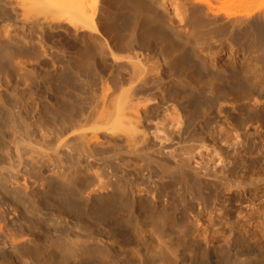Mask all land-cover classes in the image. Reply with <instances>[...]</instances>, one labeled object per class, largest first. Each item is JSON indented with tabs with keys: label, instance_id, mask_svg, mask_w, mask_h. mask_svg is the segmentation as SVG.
Segmentation results:
<instances>
[{
	"label": "bare ground",
	"instance_id": "1",
	"mask_svg": "<svg viewBox=\"0 0 264 264\" xmlns=\"http://www.w3.org/2000/svg\"><path fill=\"white\" fill-rule=\"evenodd\" d=\"M165 8L162 0H0V175L9 182L15 177L16 191L42 208L45 218L40 229L51 244L52 264H62V235L69 238L68 247L80 252L79 264H264V74L257 80L251 72L229 79L219 86L221 94L215 92L203 102L213 110L215 119L210 134H216L232 150H202L209 147V140L201 132H193L190 145H180L175 154L158 150L160 156H156L150 147V126L157 132L160 124L178 129L191 124L181 117L147 115L156 104L144 100L142 94L152 84L147 81L155 69L146 60L148 55L141 59L129 46L130 40L115 36L141 32L145 36L138 34L142 41L163 43L169 53L181 47V54L197 57L200 48L195 43L203 30L195 36L191 19L199 12L220 26L217 30L229 43L232 62L225 69L237 72L246 67L236 62L240 53L251 58L257 52L251 36L264 29V0H178L175 19ZM63 25L83 32L86 42L112 58L116 70L100 74L101 93L94 91L88 112L66 129H52L49 135L21 115L19 119L13 116L5 75L13 69L24 70L12 88L21 95L33 81L28 68L35 71L36 78L45 77L65 90L73 71L90 70L93 60L87 52L63 68L53 67L57 48L48 37L61 36ZM179 60H184L183 56ZM262 68L264 73V63ZM125 85L128 90L119 93ZM240 95L246 100L240 101ZM35 107L40 112L45 108L40 94ZM27 108L24 104L23 109ZM54 113L63 119L66 116L59 108ZM246 123L245 132L257 141L261 157L235 146L238 131ZM112 135L122 136L124 143L123 149L113 147V154L107 146L111 143L104 141ZM10 142L15 145L17 162L8 155L5 164L4 150ZM76 148L111 170L119 156L129 157V162L140 160L154 184L120 190L114 180L102 177L93 162L78 172H66L52 163L40 164L38 176H32L30 170L17 172L50 154L59 156L61 151ZM197 153L208 160L199 162ZM133 172L139 174V169ZM156 179L178 185L183 203L166 199ZM8 238L19 248H27L32 241ZM2 254L8 252L0 248V257Z\"/></svg>",
	"mask_w": 264,
	"mask_h": 264
},
{
	"label": "rangeland",
	"instance_id": "2",
	"mask_svg": "<svg viewBox=\"0 0 264 264\" xmlns=\"http://www.w3.org/2000/svg\"><path fill=\"white\" fill-rule=\"evenodd\" d=\"M162 1L167 8H165L166 13L170 18L174 17L175 19L174 5L178 0ZM203 17V14L195 12L192 14L191 19L195 36L196 34H200L198 33L200 30H203L202 35H198L200 39L195 43V46L200 48L197 57L190 53L181 54L179 51L181 47L175 48L176 50L172 49V53L171 50L169 53L167 52L168 50H165L166 47L163 43L156 44L157 42H154L151 44L146 39L142 41L141 38L145 36L141 32L137 33L136 36H132L127 32L115 34L116 37L123 41L127 40L128 42L130 40L129 46L135 48L136 53L139 52L141 59L148 55L146 60L150 67L155 69L147 81L148 84H152L147 85L142 94L144 100H153L156 104L147 112V115L162 119L167 118V116L181 117L191 124V126H182L181 129L168 123L160 124L157 126L159 128L157 132L155 131V126H150V147L152 153L156 156H160V151L158 150L163 149L166 153L173 151L175 154L180 145H190L193 132H201L209 140V147H203L202 150L208 151L212 147L232 150V147L223 143L216 134H210L213 127H216V124H214L215 119L213 117V110L208 109L203 102L206 101L207 103L209 96H213L215 92H220L219 94H221L219 86L225 85L224 82L229 79V82H231L236 76L251 72L253 79L257 80L264 74L261 71V69L263 70L262 66L264 63V29L256 30L254 32L255 35L252 34L251 36V42L256 47V54L252 55L251 58L248 56L243 58L241 52L236 61L239 65L244 64L246 67L237 72L227 73V69L225 68L228 64L232 63L229 57V43L225 41V36L220 35L223 32L217 30L220 26L216 23L214 24L212 21H207ZM110 19L109 17L107 21ZM112 29H114L113 26ZM60 30H62L61 36L56 38L48 37L49 41L57 48V60L54 61L53 67L56 69L63 68L67 62L76 61L80 56L83 57V54L86 52L92 54L93 60L90 70L73 71L71 73L70 86L66 90L60 87L59 83H54L45 77L36 78L35 71L28 68L27 74L32 77L33 81L28 89L23 91L21 95H18L12 89L14 79H16L18 74L24 75V73H21L24 70L17 69L14 71L13 69L5 75L7 77L6 88L10 89L8 101H11L13 116L16 115L18 119L22 116L32 127H41L49 135H51L52 129L58 131L66 129L70 126V122H73L81 114L88 112L93 107L91 101L94 91L97 94L101 93L100 74L105 73V75H110L116 70L112 58L109 55L105 56L107 54L97 46L86 42L83 32L75 31L74 29L67 30L64 25ZM138 30L142 31V28ZM138 34L142 35L141 38H139ZM206 46L208 48H205ZM202 48L204 49L201 51ZM28 56L31 58L30 55ZM182 56L184 60L181 61L179 59ZM37 58H41V56ZM123 76L125 78L128 77L125 74ZM260 85V83H257L259 88L261 87ZM128 87V85H125L123 89L121 88L122 91L119 89L120 91L118 92L124 93L128 90ZM233 93H236L235 89ZM37 94L42 95L45 101V108L41 111L45 117L35 107ZM243 96L239 97L240 101L246 100V96ZM222 99L220 101L224 100ZM3 102V104L6 103V101ZM24 104H28L27 110L23 109ZM58 108L66 115L64 119L60 114L54 113V109ZM192 120L196 121L192 123ZM247 125L248 123L243 124L241 130L238 131L240 137L237 139L235 146L254 156L258 155L261 157L262 154L260 148L257 146V141L252 134L245 132ZM4 126L9 128L6 122ZM9 129L13 131V127ZM220 129L225 131V128L217 127V130ZM104 141L111 143V145H107L111 154L115 152L113 147H120L121 149L124 147L122 136H108L104 138ZM4 152L3 160H6L5 164L9 163V156L12 157L14 162H17V151L12 142L7 145ZM50 155L32 166L21 167L17 172L30 170L32 176H38L41 172L40 164L51 163L54 166H63L66 172H78L87 168L90 162L95 163L93 159L86 156L78 148L71 152L61 151L59 156ZM204 157V159H201L197 153L195 159L203 163L209 158L206 155ZM128 159L129 157L127 156H119L114 163L113 170L104 167L102 162L99 161L100 159H96L97 162L95 164L100 167L102 177L114 180L120 190H125L129 187L138 188L139 184L143 183L152 186L154 183L147 178L148 173L143 162L140 160L129 162ZM225 161L227 162V160ZM258 162H260V158ZM261 164H264V159L261 160ZM136 169H139V174L133 172ZM90 181L87 180V182ZM15 184V177L9 182L0 175V225L2 226V229H0V248L8 252L7 256L2 254L0 264H52L49 259L52 250L51 244L49 245L44 240L40 229L41 220L45 218L43 210L41 207L34 206L23 195L19 194L15 189ZM155 184L160 188L161 194L166 199L176 203H183V196L178 185L160 182L157 179L155 180ZM50 220H53V218ZM8 236L14 237L15 242H23L30 239L32 241L29 246L25 245V247L28 246L27 248H19L13 245L15 243L10 242ZM61 238L62 242H64L62 264H79L78 254L80 252L73 247L67 246V242H69L68 237L62 235ZM72 238L75 239V236Z\"/></svg>",
	"mask_w": 264,
	"mask_h": 264
}]
</instances>
